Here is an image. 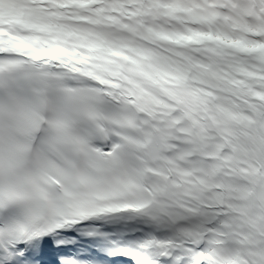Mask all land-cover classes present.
I'll use <instances>...</instances> for the list:
<instances>
[{
  "label": "snow or ice",
  "instance_id": "6c2138e0",
  "mask_svg": "<svg viewBox=\"0 0 264 264\" xmlns=\"http://www.w3.org/2000/svg\"><path fill=\"white\" fill-rule=\"evenodd\" d=\"M0 264H264V0H0Z\"/></svg>",
  "mask_w": 264,
  "mask_h": 264
}]
</instances>
